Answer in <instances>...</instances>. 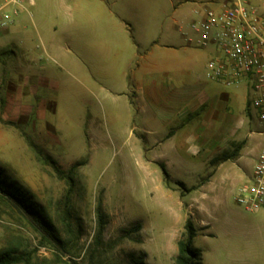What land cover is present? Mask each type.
<instances>
[{
    "label": "rangeland",
    "instance_id": "rangeland-1",
    "mask_svg": "<svg viewBox=\"0 0 264 264\" xmlns=\"http://www.w3.org/2000/svg\"><path fill=\"white\" fill-rule=\"evenodd\" d=\"M36 1L21 0L24 20L13 14L15 27L3 33L7 42L27 39V62L15 44L0 46V172L38 208L55 239L0 196V251L31 264H176L191 218L204 264H264V209L239 205L240 188L220 204L198 198L214 167L204 154L186 155L189 162L170 165L168 176L150 163L147 115L133 90L112 83L129 54L166 43L170 1ZM246 1L264 18V0ZM185 17L184 30L194 35L199 15L190 7ZM189 46L209 58L210 49Z\"/></svg>",
    "mask_w": 264,
    "mask_h": 264
},
{
    "label": "crops",
    "instance_id": "crops-1",
    "mask_svg": "<svg viewBox=\"0 0 264 264\" xmlns=\"http://www.w3.org/2000/svg\"><path fill=\"white\" fill-rule=\"evenodd\" d=\"M169 1L172 11L165 25L166 43L157 45L160 47L157 51L129 54L112 83L133 90L140 109L147 115L144 130L149 132V155L152 156L149 162L159 163L165 170H170V165L187 164L186 155L193 158L206 155L205 164L214 167L210 179L199 184L196 196L216 198L220 204L221 198H229L244 183L248 165L253 172L264 135L261 126L255 123L250 106V83L244 81L237 86H228L209 78L208 62L213 56V48H208L209 58L204 60L189 46L194 44L188 41V36L192 35L184 30L187 9L192 7L199 15L193 22L200 21L211 6L220 9L227 0ZM29 3L35 7L37 1L29 0ZM18 14L20 20L23 14ZM146 21L149 27V19ZM13 23L0 29V46L15 44L13 49L21 57L30 58L27 39L12 43L3 35L15 27ZM40 24L45 26L43 22ZM23 29L26 32L27 26ZM36 30L42 37L41 29ZM115 60L120 62L123 59L115 57ZM39 106L45 107L44 104ZM235 148V158L212 163L214 157ZM249 156H252L251 161Z\"/></svg>",
    "mask_w": 264,
    "mask_h": 264
},
{
    "label": "built area",
    "instance_id": "built-area-1",
    "mask_svg": "<svg viewBox=\"0 0 264 264\" xmlns=\"http://www.w3.org/2000/svg\"><path fill=\"white\" fill-rule=\"evenodd\" d=\"M9 4L14 5L12 13L6 11ZM21 9V0L0 5V29L7 28L13 22V14ZM192 28L194 35L188 36V41L214 50L208 62L209 78L228 86L250 83V106L258 112L264 135V18L246 0H227L220 9H208L202 20L192 23ZM237 202L247 211L264 209V141L251 181L240 187Z\"/></svg>",
    "mask_w": 264,
    "mask_h": 264
},
{
    "label": "trees",
    "instance_id": "trees-1",
    "mask_svg": "<svg viewBox=\"0 0 264 264\" xmlns=\"http://www.w3.org/2000/svg\"><path fill=\"white\" fill-rule=\"evenodd\" d=\"M237 155V148L233 151L223 152L222 154L213 158L212 163H220L229 159L235 158ZM75 166L71 168L73 170ZM165 174L168 176L167 170L164 168ZM0 196L7 198L11 204L21 213H23L30 223L39 231L43 237L53 241L55 239L52 234L47 220H45L38 208L29 201L23 193L18 189L16 190L12 184L7 183V179L0 172ZM101 222L103 221V215L99 214ZM102 231L103 226L100 227ZM186 235L184 238L178 241V254L176 257V264H204L202 262L201 251L194 247V240L198 234V230L191 218H188L185 223ZM25 262V264H31L30 258H24L16 251L6 250L0 251V264H19ZM137 264H145L141 259L137 261Z\"/></svg>",
    "mask_w": 264,
    "mask_h": 264
}]
</instances>
